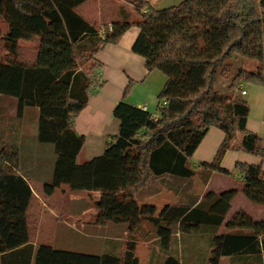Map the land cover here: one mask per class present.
Here are the masks:
<instances>
[{
    "label": "trees",
    "instance_id": "trees-1",
    "mask_svg": "<svg viewBox=\"0 0 264 264\" xmlns=\"http://www.w3.org/2000/svg\"><path fill=\"white\" fill-rule=\"evenodd\" d=\"M84 1L0 0V46L7 51L0 58V96L17 99L20 117L27 106L39 108L38 141L54 144L56 151L45 194L53 195L63 184L97 193V223H128L130 237L121 254L32 243L28 211L33 190L20 148L0 135V264H190L174 247L175 239L180 243L186 236L209 239L210 254L197 264H222L224 256L229 264H264L263 220L235 219L226 224L230 231L219 232L240 190L264 205V140L248 128L250 104L235 93L244 81L264 85V67H242L232 73L228 87L219 85L220 77L232 70L231 59L251 58L263 65L264 0H182L166 7L127 0L139 19L113 22L111 29L110 24L95 28L75 11ZM132 26L140 28L134 52L146 59L149 71L159 70L167 78L157 114L121 100L114 109L118 133L102 154L79 163L85 135L74 122L93 88L101 85L96 70L103 63L96 54L118 43ZM36 36L41 38L36 60H21L19 41ZM56 83L65 87L63 92L45 103ZM211 127L225 137L214 159L199 165L208 173L233 174L222 166L229 151L262 158L261 164L236 162L242 186L208 190L193 205L158 208L140 202L137 193L156 177L197 174L191 159ZM144 225L154 233L164 260L143 263L137 255L138 235L147 236Z\"/></svg>",
    "mask_w": 264,
    "mask_h": 264
},
{
    "label": "crops",
    "instance_id": "crops-1",
    "mask_svg": "<svg viewBox=\"0 0 264 264\" xmlns=\"http://www.w3.org/2000/svg\"><path fill=\"white\" fill-rule=\"evenodd\" d=\"M75 11L89 24L98 29L116 21H136L139 19V13L134 5L127 0H85L75 8ZM139 33L140 28L138 26H132L125 32L118 43L107 44L96 54V58L103 63L96 70V77L101 85L93 88L87 106L79 113L74 122L76 131L79 134L85 135V143L77 157L79 163L102 154L111 136L118 133L120 122L114 116V109L121 100H126L137 107L157 114L158 94L162 90L167 78L159 70L149 71L146 66V59L142 55L134 52L133 46ZM258 85L263 88L262 92L264 94V85ZM242 88L245 89L244 87ZM2 96H0V106L3 101L2 98H6ZM14 100L17 106V99ZM250 108L248 128L260 133V128H256L251 124L253 116L252 107L250 106ZM0 135H3L1 124ZM224 137L225 134L221 129L211 127L191 159L192 167L196 170H202V167L199 166L201 162H211ZM26 161L27 163H32L28 160V157ZM237 161L261 164L262 158L244 151H229L223 159L222 166L232 171L233 174L229 175L217 171L208 173L209 171L204 169L207 175L203 180L204 189L202 194L194 192L192 178L188 180V178L168 174L150 180L137 193L138 199L142 203H153L155 205H161L160 207L169 203L193 205L208 190L221 192L233 186L238 185L241 187L242 177L234 170ZM197 166L199 167L196 168ZM26 175L33 190V198L28 211L32 227L33 211L38 209L36 212L38 214L41 213V215L45 212L41 206V202L43 201L42 195L52 197L55 196L57 190L53 195H47L44 189L36 191L34 188V182L44 187L45 182L51 178V175H47L44 177L45 179L36 177L27 171ZM65 186H67L65 188L70 189L68 185ZM164 193L170 194L176 199L158 204L159 199H161ZM244 217L264 221V205L253 203L240 190L232 200L231 207L225 215L224 223L220 227L219 232L230 231L227 229L226 224L232 220ZM115 224L124 226V224ZM237 230L233 229V231ZM193 237L195 236L184 237L185 240L180 242L182 246H180L179 253L182 254L183 251L188 256L186 259L188 262L190 260L199 263L200 261L207 260L211 251L209 239L206 240L204 236H200L204 237V239H202V245H198L197 241L192 239ZM31 241L35 245L42 243L52 244L47 238H44V235H41L40 238H34L33 233ZM164 256L166 255L161 250V259ZM224 260L228 261L229 257L224 256L222 261Z\"/></svg>",
    "mask_w": 264,
    "mask_h": 264
},
{
    "label": "rangeland",
    "instance_id": "rangeland-1",
    "mask_svg": "<svg viewBox=\"0 0 264 264\" xmlns=\"http://www.w3.org/2000/svg\"><path fill=\"white\" fill-rule=\"evenodd\" d=\"M156 7H166L172 4H178L182 0H149ZM39 36L32 39H21L19 41V58L26 62H32L35 60L40 47ZM6 47L4 44L0 46V58H4L6 55ZM232 70L225 72L220 77L219 85L221 87H228L232 82L233 74L240 68H245L251 71H257L261 66L264 67L257 60L245 57H239L238 59H231ZM64 86L60 83L54 84L52 90L47 94L45 103H50L61 92H63ZM244 87L247 94H242L241 89ZM263 88L256 83L242 82L240 87L236 89L235 93L241 98L248 101L252 107V126L260 128V135L264 140V94ZM0 106V119L3 129V138L13 139L12 141L20 148L23 156V167L25 172H29L36 177L44 178L47 175H52L54 164L56 161L55 146L52 143L43 144L38 141V114L39 108L35 106H27L24 109L23 116H18V103L13 97L2 96ZM11 137V138H10ZM32 163H27L26 159ZM32 157V159H31ZM193 161V160H192ZM198 168V166L196 167ZM225 168V167H224ZM205 170H198L197 174L191 179L194 183V192L202 194L204 189L203 176ZM45 179V178H44ZM189 180V179H188ZM190 180V181H191ZM63 184L57 189L55 196L48 197L42 195L43 201L41 202L42 210L45 212L37 213L35 210L32 213V233L34 238H40L44 235L56 248L79 251L87 253H102L112 252L114 254H121L125 247L126 241L130 237L128 230V223L124 226L112 224L107 222L105 224L97 223V209L95 207L94 200L97 197V193H90L87 190H70L65 188ZM34 188L36 191L43 190L42 185L34 182ZM42 193V192H41ZM43 194V193H42ZM176 198L170 194H162L160 202L168 200L174 201ZM40 205V204H39ZM161 205H157L158 208ZM126 225V226H125ZM150 227L144 225L143 232H147V236L139 234L137 255L140 257L143 263L159 262L161 259V248L156 238H152ZM137 236V237H138ZM154 237V236H153ZM197 241L198 245H202V239L204 237L195 236L192 238ZM185 240V238L183 239ZM197 245V244H196ZM180 243L178 239H175L174 247L180 249ZM182 257L186 260L188 256L182 251ZM190 264H197L194 261H190ZM200 262H206L200 261ZM199 262V263H200ZM222 264H229V260L222 261Z\"/></svg>",
    "mask_w": 264,
    "mask_h": 264
},
{
    "label": "built area",
    "instance_id": "built-area-1",
    "mask_svg": "<svg viewBox=\"0 0 264 264\" xmlns=\"http://www.w3.org/2000/svg\"><path fill=\"white\" fill-rule=\"evenodd\" d=\"M109 28H110V29L112 28V25H111V24L109 25ZM241 93H242V94H246V90L242 88V89H241ZM164 103H166V102L164 101Z\"/></svg>",
    "mask_w": 264,
    "mask_h": 264
}]
</instances>
